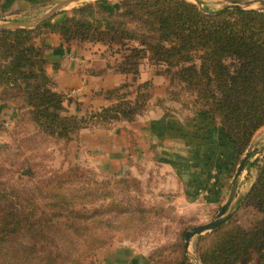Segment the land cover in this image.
<instances>
[{
  "label": "rangeland",
  "instance_id": "obj_1",
  "mask_svg": "<svg viewBox=\"0 0 264 264\" xmlns=\"http://www.w3.org/2000/svg\"><path fill=\"white\" fill-rule=\"evenodd\" d=\"M63 1L39 0L36 9L32 7L25 14L16 15L5 13L6 0H3L0 22L33 19ZM129 1L132 3L81 0L57 14H71L86 3L101 4L113 10L110 17L117 26L131 31L136 37L128 40L127 45L139 46L141 39L148 43L146 49L151 51L159 43L157 34L152 31L154 26L148 27L145 19L155 20L156 7L161 3ZM187 1L201 10L206 7L213 11L223 8L225 3V0H203L204 4L199 6L196 0ZM127 9L133 14L127 13ZM247 9L264 10L259 3ZM95 17L108 18L109 14L96 5ZM51 18L45 21L51 24ZM51 33H54L51 27L40 25L34 33V41L43 44ZM44 50L45 46L43 55ZM146 54L149 56V51ZM164 67L176 72L180 63L168 66L162 61L158 68ZM135 88L126 89L129 96L135 94ZM193 90L175 79L167 99L164 97L159 102L168 110L184 115L185 122L197 121L205 133L215 129L223 140H230L219 117L208 112L203 99ZM1 93L0 86V96ZM19 95L10 101L0 99V264H31L33 258L39 256L55 259L53 264H114L119 249L126 246L145 251L149 264H176L191 259V253L198 255L200 236H195L188 248L184 234L195 225L211 221L217 214L212 219H205L207 210L204 212V208H195L189 213L179 211L174 194L159 189L156 169H149L142 177L134 173L110 175L87 165L80 157L75 158L71 154L74 147L70 141L77 133L71 138H61L40 130L33 120V106L27 103L24 95ZM251 145L252 155L247 163L258 160L262 164L264 125L253 134L238 159L232 155L229 178L234 185L233 203L239 195H243L242 199L245 197L258 177V165H253L247 169L245 178L234 179L239 163ZM236 209L237 217L244 222L257 221L262 214L257 201L241 200ZM210 240L206 237L200 245L208 244ZM241 264L264 262L254 253L251 260L243 259Z\"/></svg>",
  "mask_w": 264,
  "mask_h": 264
},
{
  "label": "trees",
  "instance_id": "obj_2",
  "mask_svg": "<svg viewBox=\"0 0 264 264\" xmlns=\"http://www.w3.org/2000/svg\"><path fill=\"white\" fill-rule=\"evenodd\" d=\"M140 1L144 0L136 3ZM153 1V5L158 2L161 5L156 7L155 20L145 19L148 27L154 26L152 31L157 34L159 43L151 51L146 49L148 43L141 39L139 46L127 45L128 40L136 37L115 24L110 17L113 10L98 3L97 7L107 12L108 18H96V5L86 3L58 24L44 21L35 28L0 29V99L10 101L18 93L24 95L33 106V120L40 130L71 138L90 120L102 123L132 120L143 111L150 96L147 91L150 82H136L140 65L148 59L157 66V73L169 79L170 88L176 79L196 90L208 112L219 117L238 159L253 134L264 125V10L223 7L213 11L206 7L201 10L187 0ZM2 2L0 0V6ZM130 2L125 0V4ZM126 12L133 14L130 9ZM40 25L59 32L65 42L74 39L98 42L119 53L116 70L127 75V79L107 92V96L117 98L115 103L88 119L68 114L63 94L54 90V82L46 73L44 43L34 41V33ZM162 61L168 66L180 63L179 71L158 68ZM133 86L137 93L131 99L126 89ZM253 165H258V177L243 199L259 203L262 220L246 230L230 217L208 234L199 235L196 250L202 264H238L243 259L251 260L254 253L264 262V160L262 164L258 160L247 163L245 169ZM206 237L211 238L210 243L200 245ZM33 259L31 264L55 262L50 257ZM176 264L195 263L186 258Z\"/></svg>",
  "mask_w": 264,
  "mask_h": 264
},
{
  "label": "crops",
  "instance_id": "obj_3",
  "mask_svg": "<svg viewBox=\"0 0 264 264\" xmlns=\"http://www.w3.org/2000/svg\"><path fill=\"white\" fill-rule=\"evenodd\" d=\"M38 1L6 0L3 9L5 13L22 15L32 7L36 9ZM66 15L68 12L55 15L51 24L60 23ZM44 46L46 73L54 82V90L63 94L69 114L88 119L117 101L116 97L107 96V92L127 79V75L116 70L119 53L98 42L65 43L55 32L45 39ZM155 70L156 66L148 59L140 65L136 83L150 82L147 89L150 96L143 111L132 120L109 123L90 120L70 141L74 147L71 154L110 175L134 173L142 177L149 169H156L159 189L174 194L179 211L189 213L204 208V212L207 210L204 218L212 219L234 192L229 178L232 143L223 140L219 131L205 133L197 121L185 122L184 115L161 105L159 100L167 99L170 83ZM136 93L130 98L134 99ZM248 172L247 169L242 172L241 180ZM236 208H232L231 217L246 230L263 218L261 214L257 221L244 222L237 217ZM114 264H149V261L145 251L126 246L119 249Z\"/></svg>",
  "mask_w": 264,
  "mask_h": 264
},
{
  "label": "water",
  "instance_id": "obj_4",
  "mask_svg": "<svg viewBox=\"0 0 264 264\" xmlns=\"http://www.w3.org/2000/svg\"><path fill=\"white\" fill-rule=\"evenodd\" d=\"M81 0H65L63 2H60L53 6L51 9L46 11L45 13L39 15L38 17H35L33 19L29 20H23V21H15V22H0V29H7V30H14L18 28H31L51 17H53L58 12L64 10L67 6H69L72 3H77ZM199 6H202L204 4L203 0H196ZM254 2H259L262 9H264V0H225L224 7H230V8H237V9H247V7L251 6ZM252 148L251 145L243 158L241 159L239 166L237 168L236 174L234 176V179H237L239 176H241L242 172L244 171L247 162L251 158L252 155ZM243 195H239L234 203L233 197L229 198L221 207L220 211L217 213V216L213 218L211 221L195 225L191 227L189 230L185 233V245L189 248L192 239L195 236L204 234V232L211 231L215 228H217L220 224L228 220L233 215V209L234 207H237L240 203ZM191 259L195 264H202L200 260L198 259L196 254L191 253Z\"/></svg>",
  "mask_w": 264,
  "mask_h": 264
},
{
  "label": "bare ground",
  "instance_id": "obj_5",
  "mask_svg": "<svg viewBox=\"0 0 264 264\" xmlns=\"http://www.w3.org/2000/svg\"><path fill=\"white\" fill-rule=\"evenodd\" d=\"M254 3H257V4H258L259 2H254ZM254 3H253V4H254ZM253 4H252V5H253ZM259 4H260V3H259Z\"/></svg>",
  "mask_w": 264,
  "mask_h": 264
}]
</instances>
